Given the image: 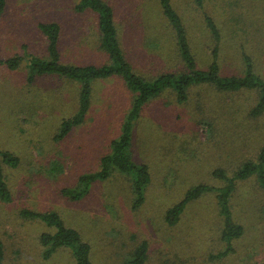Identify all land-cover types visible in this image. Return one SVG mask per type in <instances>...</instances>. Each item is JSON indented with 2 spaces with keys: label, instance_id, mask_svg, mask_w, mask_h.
I'll return each mask as SVG.
<instances>
[{
  "label": "rangeland",
  "instance_id": "374dc122",
  "mask_svg": "<svg viewBox=\"0 0 264 264\" xmlns=\"http://www.w3.org/2000/svg\"><path fill=\"white\" fill-rule=\"evenodd\" d=\"M106 1L116 10L121 44L136 72L153 77L176 69L187 72L159 0ZM77 2L8 0L0 20L1 56H21L17 69L0 65V146L20 158L17 167L3 164L12 196L11 201L0 198L4 264H77L69 245L45 256L41 235L57 227L30 212L57 213L89 242L94 264H127L142 242L147 244L144 264H264V189L258 176L235 180L230 194L243 226L240 237L222 240L219 205L237 169L258 161L264 147V112L253 111L259 92L220 90L205 82L192 85L183 103L169 91L154 96L135 121L128 149L130 165L147 166L144 176L111 166L106 176L90 180L104 170L111 141L122 135L133 96L124 78L94 80L83 123L58 138L64 121L78 112L80 82L32 73L29 66L30 56H49L39 24L54 21L62 26L66 61L100 65L107 60L99 49L97 18L79 14ZM174 3L196 68L209 70L216 60L213 51L220 47L222 75L243 74L250 59L264 79V0ZM209 17L221 32L217 43ZM201 185L205 188L177 222H170L169 211ZM230 245L227 254L217 256Z\"/></svg>",
  "mask_w": 264,
  "mask_h": 264
},
{
  "label": "trees",
  "instance_id": "16d2710c",
  "mask_svg": "<svg viewBox=\"0 0 264 264\" xmlns=\"http://www.w3.org/2000/svg\"><path fill=\"white\" fill-rule=\"evenodd\" d=\"M8 0H0V20L3 17L7 7ZM202 6L204 0H199ZM159 5L162 14L167 16L169 27L173 30L175 50L180 51L188 64L187 72L179 71V69L163 72L153 77V74L146 72L139 74L134 66L130 63L121 44V38L118 31L116 10L106 0H78L75 5V10L87 18L94 16L98 20V31L100 35L99 48L108 54V61L103 64H71L63 61L61 51V25L58 22H42L39 24L40 30L47 37V49L49 56H30L32 73L37 74H56L68 77L81 83L80 102L78 112L70 119L63 123L62 132L57 135L61 138L66 135L73 125L83 123L86 118L92 101V83L94 80L107 78L113 75L124 78L127 87L132 93V102L129 110L126 112L121 123L120 137L114 138L110 144V152L104 157V170L96 175H91L90 180L99 176H106L112 167H118L120 170L134 169L139 175L144 176L147 166L137 167L130 165L131 155L128 149L131 147L132 129L135 121L140 117L145 104L154 96L162 92L169 91L174 94L178 102L183 103L188 98V90L195 83H213L220 90H241L255 89L259 92V102L257 107L253 109L254 114L260 115L264 112V79L259 73L253 69L250 64V59H246L248 69L241 75H222L220 66L217 63L220 59V47H216L213 51L215 62L209 70H200L196 68L194 56L191 52L189 35L187 29L182 22V17L175 7L174 0H159ZM208 26L211 27L212 36L217 43L220 39V29L215 21L209 17ZM21 62V56L13 55L10 57H2L0 54V65L7 66L10 69H17ZM250 64V65H249ZM180 67V66H179ZM30 69V68H29ZM171 70V69H167ZM34 74H32L33 77ZM259 160H248L240 166L231 179V183L226 186L229 189L228 194L222 197L219 202L221 207V221L223 222L222 240L232 241L238 238L243 233V226L235 218L232 209L231 192L235 188V180L248 179L253 174L258 176V182L264 189V147L258 154ZM20 163L19 156L0 146V198L4 201H11V190L7 180L4 179V165L17 167ZM142 171H141V170ZM146 177V176H145ZM221 177H224L221 175ZM205 187L203 185L197 187V192H190L186 198L178 205L174 206L170 211L168 218L170 222L175 223L183 213L186 204L194 198ZM81 195V194H80ZM80 195L75 196L76 198ZM32 217L40 218L43 222L57 227L54 233H43L41 235L42 243L45 247V256H51L53 251L63 245L72 246L76 253L77 264H94L91 259V246L89 242L84 241L81 234L67 227L57 213H41L30 212ZM146 243L142 242L137 246L134 255L130 256L132 260L127 264H144L147 259ZM232 248V245L227 246V249L218 253V257L224 256ZM4 249L0 242V264H4ZM216 256V257H217Z\"/></svg>",
  "mask_w": 264,
  "mask_h": 264
},
{
  "label": "crops",
  "instance_id": "0c3cea01",
  "mask_svg": "<svg viewBox=\"0 0 264 264\" xmlns=\"http://www.w3.org/2000/svg\"><path fill=\"white\" fill-rule=\"evenodd\" d=\"M54 22H56V21H54ZM59 23V22H58ZM60 24V23H59ZM61 25V24H60ZM61 29H62V26H61ZM62 32V31H61ZM100 49V48H99ZM61 51H62V56H63V61L65 62V63H71V64H75V61H66L65 59H64V55H63V49H62V34H61ZM102 53L107 57V60L105 61V62H107L108 61V59H109V57H108V54L106 53V52H104V51H102ZM104 62V63H105ZM91 63H94L95 64V62H85V63H83V64H91ZM98 64V63H97ZM103 64V63H102ZM79 83L78 81H75V80H72V83ZM124 82V84H126L125 83V81H123ZM79 87H78V90H79V92L78 93H80V91H81V84L79 83V85H78ZM80 96V95H79ZM144 109V108H143ZM141 116V115H140ZM139 119V118H138ZM138 119H137V121H138Z\"/></svg>",
  "mask_w": 264,
  "mask_h": 264
}]
</instances>
